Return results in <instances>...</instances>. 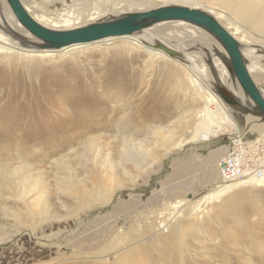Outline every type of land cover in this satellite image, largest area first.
<instances>
[{
  "label": "rangeland",
  "instance_id": "obj_1",
  "mask_svg": "<svg viewBox=\"0 0 264 264\" xmlns=\"http://www.w3.org/2000/svg\"><path fill=\"white\" fill-rule=\"evenodd\" d=\"M26 1L54 13L94 11L84 12L79 0ZM164 3L129 8L118 0L115 10L123 8L109 17ZM100 5L116 12L113 2ZM3 76L25 86L10 94L0 80V116L8 113L0 135L9 131L21 140L0 144V264H117L125 250L130 261L121 264H178L176 242L165 263L150 243L166 203L199 200L214 187L207 163L219 164L237 136L259 140L245 132L244 113L229 107L236 129L178 147L192 137L205 98L178 64L124 41L74 48L50 60L15 54L6 60L0 53ZM79 82L87 88L75 100L59 88ZM42 89L48 93L41 100ZM52 137L56 141L46 143ZM185 226L184 264H261L264 187L207 206Z\"/></svg>",
  "mask_w": 264,
  "mask_h": 264
},
{
  "label": "bare ground",
  "instance_id": "obj_2",
  "mask_svg": "<svg viewBox=\"0 0 264 264\" xmlns=\"http://www.w3.org/2000/svg\"><path fill=\"white\" fill-rule=\"evenodd\" d=\"M21 1L27 12L38 24L56 31L74 30L90 24L120 18L126 14L144 13L155 10L147 8L126 9L127 11L122 12L123 15L109 17L113 14H119L120 10L123 8L118 7L119 9L116 8L115 10V7L118 6V0H89L88 2L82 0L84 1L83 3L79 0V5L85 7L82 9L85 10L84 12H86V9L89 10L86 7L92 6L91 9L94 11L89 15L76 12H49L42 9L38 4L37 6H31L26 0ZM102 1L113 2L114 11L116 12H104L102 9L105 6L102 9L100 8V4L103 3ZM147 1L148 0H124V2L130 5L129 8ZM169 6H182L205 12L221 24L241 44L242 53L249 73L264 95V66L262 64V60H264V0H165V3L156 9ZM90 20L93 21L89 22ZM115 41L126 42V46L131 50L144 48L152 59L166 57L172 60L185 71L187 78L194 86L196 94L205 98L202 111L199 117H197L194 125L192 137L190 139L181 140L178 147H183L187 143L194 144L198 142V140H201L203 135L207 137H216L219 133H225L231 129L237 128L236 122L231 117V114H229L231 109H229L216 93L217 86H221L223 89L227 90L245 106L250 108L253 106L235 76L229 71V56L221 43L212 34L196 25L185 21H166L145 28L130 36L111 37L90 44L74 45L60 50H48L43 48V42L33 37L30 32L21 25L13 14L8 2L6 0H0V53L6 55V60L13 58L14 54L19 57V59L25 58L30 60L34 57L40 59L45 57L50 60L64 56L68 54V51L74 48H84L92 44H110ZM165 50L174 51L176 55L170 56ZM150 63L152 62L150 61ZM0 80H4V85L2 86L4 87V92L7 91L10 92V94H17L16 92L19 90L21 91L25 86L16 77L10 78L3 76L0 77ZM59 88L64 90L62 93H65L66 97L75 100L77 99L78 92H83L87 86L86 83L79 82L77 88L70 87L68 90L66 86H59ZM31 89L34 88H29V90ZM47 93L48 92L45 90H41V100L47 98ZM90 94L91 93H88L87 95ZM84 103L85 102L80 105L86 107L83 106L85 105ZM77 106L79 107L78 104ZM7 115L8 113L6 115L2 114L0 119L4 120ZM243 115L247 126L245 132H251L255 134L256 137L258 136L259 140L257 142L264 140V121L250 114L245 113ZM59 124L60 123H58V125ZM8 126L9 125L6 127ZM6 127H2V129ZM59 127L61 126L59 125ZM63 127H61V129H64ZM70 127L65 130H73ZM237 138V141H240L242 136H237ZM54 141L56 140L52 137L48 139L46 143L49 144ZM20 142V139L14 138L12 132L7 131L3 132V135H0L1 145L8 147L19 144ZM218 165L215 159L207 163V179L209 178V182H214V187H212L209 193L203 195L197 201L185 199L187 201L186 204H183L181 200L176 204L166 203L165 210L167 213L161 214V221L157 226L158 230L155 229L157 230L156 235L150 238V243L156 246L155 248L162 258V263H165L163 262L164 260L167 262L166 256L170 253L167 251H171V244L173 245V243L176 242V244H178L177 249L179 253L177 262L178 264H184V255L182 246L180 245L186 227L185 224L194 216H198L202 213L207 206L219 203L225 198H229L243 190L264 187V161L262 169L260 170V173H262L261 176L258 177V173H253L251 183H224ZM214 176L217 177L215 178ZM172 226L176 228L174 234L168 235L170 234L169 231ZM120 252L121 251L116 249L114 254ZM129 256L130 253L125 250L117 258V264H121L123 258L125 260L129 259L130 261ZM260 258H262V256ZM260 263L264 264V259H261ZM256 264H258V262Z\"/></svg>",
  "mask_w": 264,
  "mask_h": 264
},
{
  "label": "water",
  "instance_id": "obj_3",
  "mask_svg": "<svg viewBox=\"0 0 264 264\" xmlns=\"http://www.w3.org/2000/svg\"><path fill=\"white\" fill-rule=\"evenodd\" d=\"M16 19L30 34L43 42V48L60 50L62 48L90 44L99 40L130 36L150 26L166 21H185L212 34L223 46L229 56V71L235 76L246 96L252 102L247 107L221 86L216 93L230 108L250 114L264 121V95L249 73L241 44L213 17L205 12L182 6L162 7L150 12L126 14L113 20L98 22L74 30L56 31L38 24L27 12L21 0H6ZM170 56L176 53L165 50Z\"/></svg>",
  "mask_w": 264,
  "mask_h": 264
},
{
  "label": "built area",
  "instance_id": "obj_4",
  "mask_svg": "<svg viewBox=\"0 0 264 264\" xmlns=\"http://www.w3.org/2000/svg\"><path fill=\"white\" fill-rule=\"evenodd\" d=\"M263 161L264 141H231L227 155L219 163L222 180L224 183H251L253 173L261 176Z\"/></svg>",
  "mask_w": 264,
  "mask_h": 264
},
{
  "label": "crops",
  "instance_id": "obj_5",
  "mask_svg": "<svg viewBox=\"0 0 264 264\" xmlns=\"http://www.w3.org/2000/svg\"><path fill=\"white\" fill-rule=\"evenodd\" d=\"M229 151V150H228Z\"/></svg>",
  "mask_w": 264,
  "mask_h": 264
}]
</instances>
